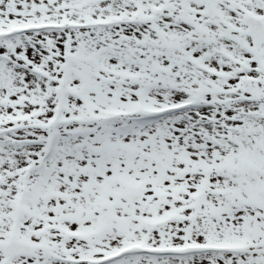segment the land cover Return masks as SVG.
I'll use <instances>...</instances> for the list:
<instances>
[{
	"label": "snow or ice",
	"instance_id": "obj_1",
	"mask_svg": "<svg viewBox=\"0 0 264 264\" xmlns=\"http://www.w3.org/2000/svg\"><path fill=\"white\" fill-rule=\"evenodd\" d=\"M0 264H264V0H0Z\"/></svg>",
	"mask_w": 264,
	"mask_h": 264
}]
</instances>
